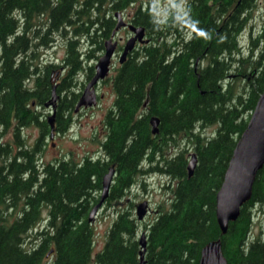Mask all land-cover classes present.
I'll return each instance as SVG.
<instances>
[{
  "label": "trees",
  "instance_id": "trees-1",
  "mask_svg": "<svg viewBox=\"0 0 264 264\" xmlns=\"http://www.w3.org/2000/svg\"><path fill=\"white\" fill-rule=\"evenodd\" d=\"M132 2L0 0V264H138L135 203L126 195L155 160L153 170L173 184L166 185L168 208L157 205L152 221L143 224V264H197L201 247L216 239L226 264H264V233L249 235L251 208L264 205V164L224 234L215 220L216 191L264 89V29L249 34L247 51L238 41L255 0H184L183 12L162 23L149 4L139 6L128 21L143 26L149 41L132 49L112 78L114 100L103 118L102 157L37 163L38 146L49 128L35 107L44 106L53 87L55 95L66 89L65 79L80 69L79 40L88 45L81 57H97L114 25L112 15ZM56 35L64 39L62 62L40 64L38 50ZM60 68L57 84L51 77ZM92 70V65L85 69L88 77ZM67 95L66 104L55 103L58 132L69 122L67 114L78 96L73 91ZM152 116L158 118L154 134ZM27 123L39 128L31 147L17 130ZM10 125L13 136L7 140L4 131ZM210 125H216L214 135L202 136ZM177 136L191 143L196 155L190 177L184 145L177 143V152L167 154ZM111 166L114 175L104 203L122 197L126 203L110 223L103 247L91 257L87 214L98 200L100 178Z\"/></svg>",
  "mask_w": 264,
  "mask_h": 264
},
{
  "label": "rangeland",
  "instance_id": "rangeland-1",
  "mask_svg": "<svg viewBox=\"0 0 264 264\" xmlns=\"http://www.w3.org/2000/svg\"><path fill=\"white\" fill-rule=\"evenodd\" d=\"M150 5V9L154 13V18L157 19L160 23L164 22L171 15L175 13L183 12L184 0H133L131 5H127L124 11H119L124 21L130 19L131 16L135 13L137 8L142 9L146 5ZM262 29H264V0H255V4L250 10V17L247 19L244 28L238 35V41L241 45L243 51H247L248 48V37L249 34L253 37L258 34ZM127 34V29L120 30L117 36L125 37ZM188 35V31H187ZM123 39V42L125 41ZM79 45V66L80 69L76 71L71 78H66L63 82V86H67L66 89L62 90L55 95V103L63 100V103L66 104L70 95H67L64 98L65 94L73 91L74 94H80L84 85L85 78L84 74L85 69L94 65L97 57L85 58L81 57L88 45L86 41L80 39L78 42ZM141 44H136L133 49H137ZM259 47V46H258ZM258 50V48H257ZM37 61L42 63H53L60 64L65 54L64 48V39L58 35L55 36L54 41L49 46L41 47L38 52ZM120 53V52H119ZM119 55V54H118ZM118 55L111 60L110 67L107 75L104 79L99 81L96 85L95 93L97 95L102 94L100 97H97L96 103L94 106L79 108L77 111H74L73 108L69 109L67 117L69 122L64 127L63 131L58 132L55 129V122L53 124V135L52 138H48V131L44 135V139L41 144L38 146V159L37 163L42 164L45 162L52 161L53 159L60 158H71L74 161H80L84 156L92 157H102V150L100 147V142L104 140L105 128L103 124V118L106 112L111 108L114 100V90L112 88V78L116 73V70L119 67ZM59 72L62 69L54 71L52 74V82L57 84L61 82L62 74ZM36 113L39 116L43 113L44 117L49 115L50 108L45 106L37 105L35 107ZM65 112L62 114V118L65 117ZM216 125H210L204 128L201 133L202 136L210 137L214 135ZM18 135L21 141L25 146L31 147L39 135V128L33 123H27L23 126L17 128ZM13 127L10 125L9 128L5 129L4 139L12 140ZM174 140L175 144H170L168 147L167 154H175L177 152L176 144L178 146L184 145L185 155L189 152H193L191 143H186L180 140V136L176 137ZM15 144L12 145L15 148ZM158 161V160H157ZM156 160L152 161V164L147 165L143 169V172L136 177V182L132 187L130 186L127 199H131L134 203H137L141 200H147L148 205L150 206V211L145 215L141 222H138V228L136 230L137 236L142 230L143 224L146 225L152 221L154 218V210L157 205H162L164 208H168L171 192L166 187V185L172 186L173 179H170L169 176L162 173L161 171L153 170L154 167H158ZM156 164V165H155ZM152 168V170H150ZM143 184V187L140 185ZM136 193V198L132 197L131 194ZM126 198L122 197L121 202H116L114 200L111 203H103L100 209L97 210L93 221L91 222V257L94 256L96 252L101 250L103 247L106 232L109 228L110 223L116 216V212L119 208L123 207V200ZM126 203V200H125ZM43 218L46 217V211H42ZM45 220L42 221L36 226L38 229L44 225ZM34 231L29 232V236H32ZM264 233V205H255L251 208V226H250V236H255L256 234L261 235ZM50 259V258H49ZM47 259V261L49 260Z\"/></svg>",
  "mask_w": 264,
  "mask_h": 264
},
{
  "label": "water",
  "instance_id": "water-1",
  "mask_svg": "<svg viewBox=\"0 0 264 264\" xmlns=\"http://www.w3.org/2000/svg\"><path fill=\"white\" fill-rule=\"evenodd\" d=\"M115 25L110 33V37L103 42V50L97 57L93 65L94 72L90 80H88L77 101L74 105V111L78 108H86L94 106L96 103V96L94 92V85L105 78L108 73L110 59L115 49L116 41L112 40L114 32L126 26L132 33L128 37L118 57V62L123 63L127 54L133 49L134 44L147 43L148 39L144 38V28L141 25H133L125 23L118 11L114 12ZM51 91V98L44 103L45 107L50 106V114L46 117V122L49 127L48 138L51 139L53 135V124L55 115V96ZM145 102H143V106ZM151 133L157 132L158 118L152 116L149 119ZM186 174L187 177L192 175L193 169L196 165V155L194 152L186 154ZM264 164V89L258 95L255 105L250 112L245 128L238 136L235 145L232 149L230 158L228 160L226 169L222 176V181L215 194V220L221 234H224L228 222L234 221L238 216L240 207L247 202L251 194L252 183L256 172ZM114 175L113 167L108 170L100 178V190L97 202L90 208L87 214V222L93 221L96 211L108 196V190L111 179ZM147 201L142 200L135 204L134 215L137 220H141L147 212ZM139 245V262H144V252L146 246V236L141 232L137 239ZM197 264H226L225 258L222 256L220 250V242L218 239L209 241L203 245L199 252Z\"/></svg>",
  "mask_w": 264,
  "mask_h": 264
},
{
  "label": "flooded vegetation",
  "instance_id": "flooded-vegetation-1",
  "mask_svg": "<svg viewBox=\"0 0 264 264\" xmlns=\"http://www.w3.org/2000/svg\"><path fill=\"white\" fill-rule=\"evenodd\" d=\"M112 20L114 21V24H115V20L113 19V17H112ZM125 22H129L128 21V17H127V20L125 21ZM113 27H114V25H113ZM113 27L111 28V31H112V29H113ZM123 29H126L125 27H121V28H119L116 32H115V34L113 35V37H112V39L113 40H115L116 41V45H115V50H114V53H113V55H112V57H111V60L112 59H114L118 54H119V52L121 51V48H122V41H123V39H125L123 36H117V34H118V32L120 31V30H123ZM111 31H110V33H111ZM131 34H130V32L129 31H127V34H126V36L125 37H129ZM110 36V35H109ZM121 64H119V66H120ZM92 75H93V70H92V74L88 77L86 74H84V78H85V83L88 81V80H90V78L92 77ZM99 83V82H98ZM97 83V84H98ZM96 84V85H97ZM94 86V90H95V88L97 87V86ZM80 95V94H79ZM78 95V96H79ZM102 94H99V95H97L96 94V98L97 97H100ZM77 100V99H76ZM76 102V101H75ZM149 211H150V206H149ZM139 222H141V221H139ZM136 224H137V226H139L138 225V222H136ZM141 231H144V226L142 227V230ZM140 231V232H141ZM139 232V233H140ZM145 232V231H144Z\"/></svg>",
  "mask_w": 264,
  "mask_h": 264
}]
</instances>
